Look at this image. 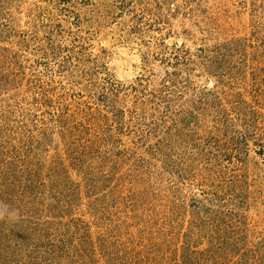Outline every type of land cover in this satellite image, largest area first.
Masks as SVG:
<instances>
[{"label": "rangeland", "instance_id": "rangeland-1", "mask_svg": "<svg viewBox=\"0 0 264 264\" xmlns=\"http://www.w3.org/2000/svg\"><path fill=\"white\" fill-rule=\"evenodd\" d=\"M0 264H264V0H0Z\"/></svg>", "mask_w": 264, "mask_h": 264}]
</instances>
